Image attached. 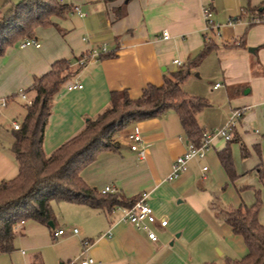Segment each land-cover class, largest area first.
Masks as SVG:
<instances>
[{
    "label": "crops",
    "instance_id": "1",
    "mask_svg": "<svg viewBox=\"0 0 264 264\" xmlns=\"http://www.w3.org/2000/svg\"><path fill=\"white\" fill-rule=\"evenodd\" d=\"M62 1L80 7L86 15L73 11L66 17L53 16V25L37 28L34 37L40 47H21L24 39L0 56V99H9L0 110V183L19 171L12 151L14 135L9 131L14 129L13 121L22 123L26 115L27 104L18 92L27 91L36 76L47 73L60 59L71 62L72 74L53 102L44 137L47 153L98 116L113 91L127 90L131 98L140 97L149 84L160 86L165 73L182 68L174 63L176 59L187 66L209 41L215 46L192 68L182 87L208 101L197 119L212 138L204 157L192 158L178 178L169 180L173 161L187 151L189 143L178 114L171 109L121 128L113 138L115 148L103 151L82 170L83 180L100 191L111 185L127 199L148 193L146 200L155 214L168 219L167 226L151 225L157 241L122 221L121 210L107 215L87 205L65 203L75 206L80 217L78 233L75 226L56 235L63 228L57 221L50 226L25 221L17 227L15 250L0 253V264H70L81 256L93 257L92 264H207L246 255L243 237L212 206L215 202L222 207L252 205L256 190L262 194L264 188L257 171L264 160V20L251 21L261 16L257 10L264 7V0ZM207 4L219 30L206 29L203 6ZM163 31L170 37L163 38ZM104 43L111 56L79 64L90 48ZM72 82L82 83L83 88L69 90L67 84ZM217 83L220 86L215 88ZM27 94L33 98L34 91ZM235 109L245 112L232 129L238 140L230 142L218 130ZM135 131L142 134L145 158L131 149L128 135ZM241 142L250 150L247 158ZM228 144L237 172L234 182L218 156ZM259 218L264 223L262 209ZM207 229L206 238L200 239ZM85 240L90 245H84Z\"/></svg>",
    "mask_w": 264,
    "mask_h": 264
},
{
    "label": "trees",
    "instance_id": "2",
    "mask_svg": "<svg viewBox=\"0 0 264 264\" xmlns=\"http://www.w3.org/2000/svg\"><path fill=\"white\" fill-rule=\"evenodd\" d=\"M74 7L62 0H20L9 4L0 16V56L8 47L36 36L37 28L53 25V16L70 15ZM257 12L262 15L264 7ZM118 14L119 17L123 15L121 11ZM214 46L209 41L187 66L165 73L162 85L149 84L138 98H131L127 90L113 91L108 106L98 116L90 118L82 131L52 153L44 149L45 131L55 96L72 74L71 62L60 59L47 73L36 76L28 89L34 91L33 103L26 105L21 129H13L12 151L18 163V174L0 183V253L15 250L19 224L30 220L48 226L55 223L57 217L53 202L83 204L107 214L117 206L131 207L139 196L127 199L117 191L103 193L88 185L81 176L82 170L103 151L115 148V134L130 123L159 117L172 109L181 120L186 140L196 146L201 145L205 130L197 114L208 105V101L191 96L183 89L182 83ZM111 55L104 52L100 58ZM234 140H238V137L233 136L230 142ZM241 150L244 158L250 155L249 148L243 142ZM218 156L234 182L237 172L230 144L219 151ZM257 171L260 180L264 181V160ZM262 205L259 189L252 205L242 203L222 207L218 202L213 203L216 215L235 234L243 237L248 252L241 258H228L224 263L207 264H264V223L259 218Z\"/></svg>",
    "mask_w": 264,
    "mask_h": 264
},
{
    "label": "built area",
    "instance_id": "3",
    "mask_svg": "<svg viewBox=\"0 0 264 264\" xmlns=\"http://www.w3.org/2000/svg\"><path fill=\"white\" fill-rule=\"evenodd\" d=\"M74 12L78 13L80 16H85L86 13L81 10L80 7L75 6ZM203 15L206 21V29L207 30H214L218 29L220 25L215 23L213 19V11L211 9V6L209 4L203 6ZM264 20V15L261 16H255L252 18V23L259 22ZM163 38L167 39L170 37L167 31H163L162 34ZM85 41H89V37H84ZM29 45H34L36 47H40L41 43L39 40H37L35 37L27 38L24 41L21 42V47H26ZM108 52L107 45L100 44L93 48H90L86 53L85 56L81 59H79V64H84L86 59H91L95 57H100L101 53ZM174 63L178 67H183L185 63L180 60L176 59ZM220 84L217 83L215 85V88L219 87ZM67 88L69 90L74 89H81L83 88V84L80 82H72L67 84ZM18 95L21 97L22 100L26 102L27 105H31L33 103V99L28 96L27 91L25 89H20L18 92ZM9 102L8 98H1L0 99V110L7 106ZM245 112V109H235L227 121V123L218 130V134H221L224 136L227 140H231L233 137L232 129L238 124L240 119L243 117ZM22 127V123L18 121H13V128L15 130H19ZM129 140L131 141V149L134 151H137L139 157L145 158V150L143 147L140 146V143L143 141L142 134L139 131H135L133 133H130L128 135ZM212 134L205 132L203 137V142L201 145L196 146L193 143H188V149L187 151L178 156L172 164V171L170 175L168 176L169 180H174L178 178L186 169L189 161L194 157H204L206 150L210 146ZM208 167H204V170H207ZM115 188L111 185H107L104 187L101 192L108 193V192H114ZM147 196L148 193L143 192L139 198L135 201V203L131 207L126 206H117L114 210H121L123 213L122 221L130 223L134 225L137 229H141L147 232L150 239L153 241H157L158 235L155 232V230L151 227L153 224H160L161 226H167L168 225V219L158 217L151 205L147 202ZM113 210V211H114ZM75 233L79 232L78 228L73 229ZM65 233V230L63 228H60L56 231V235H62ZM111 235V232L108 233ZM84 245H90L89 240L84 241ZM93 257L88 256H81L77 261H72L70 264H92L94 263Z\"/></svg>",
    "mask_w": 264,
    "mask_h": 264
},
{
    "label": "rangeland",
    "instance_id": "4",
    "mask_svg": "<svg viewBox=\"0 0 264 264\" xmlns=\"http://www.w3.org/2000/svg\"><path fill=\"white\" fill-rule=\"evenodd\" d=\"M19 1L20 0H0V16L3 15V13L8 8L9 4L17 3ZM16 118L19 119V120H21V118H19V117H16ZM9 125H11V121H10ZM9 131L13 135V131L10 130V129H9ZM12 135H11V137H12ZM261 189H262L261 197H262V201H263V205H262V208L261 209L264 212V188H261ZM73 207H75V206H71L70 204H65V203L53 202V208H54V211H55V214H56V217H57V225L63 227L64 230H66L69 227L70 228H73L75 226L77 228L81 229V225H80L81 224V220H80V217H79V215L76 214L77 211H74L75 209H73ZM70 217H72V219ZM68 218H70V220L69 221H66V220H68ZM34 225H39V224H35L34 223ZM208 233H209V229H207L206 232H204L202 234V237L200 239L206 238V236L208 235ZM222 261L223 262L225 261L224 258L222 259ZM58 264H60V261H59Z\"/></svg>",
    "mask_w": 264,
    "mask_h": 264
},
{
    "label": "water",
    "instance_id": "5",
    "mask_svg": "<svg viewBox=\"0 0 264 264\" xmlns=\"http://www.w3.org/2000/svg\"><path fill=\"white\" fill-rule=\"evenodd\" d=\"M178 69H177V67L175 68V71H177Z\"/></svg>",
    "mask_w": 264,
    "mask_h": 264
}]
</instances>
